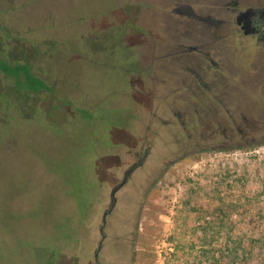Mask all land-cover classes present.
I'll return each instance as SVG.
<instances>
[{"label": "rangeland", "instance_id": "obj_1", "mask_svg": "<svg viewBox=\"0 0 264 264\" xmlns=\"http://www.w3.org/2000/svg\"><path fill=\"white\" fill-rule=\"evenodd\" d=\"M192 1L0 0L1 53L49 87L0 71V264H264V143L201 150L148 74Z\"/></svg>", "mask_w": 264, "mask_h": 264}, {"label": "flooded vegetation", "instance_id": "obj_2", "mask_svg": "<svg viewBox=\"0 0 264 264\" xmlns=\"http://www.w3.org/2000/svg\"><path fill=\"white\" fill-rule=\"evenodd\" d=\"M183 8L190 13L165 21L175 30L168 43L147 47L150 81L190 96V136L201 150L262 145L264 0H193Z\"/></svg>", "mask_w": 264, "mask_h": 264}, {"label": "trees", "instance_id": "obj_3", "mask_svg": "<svg viewBox=\"0 0 264 264\" xmlns=\"http://www.w3.org/2000/svg\"><path fill=\"white\" fill-rule=\"evenodd\" d=\"M0 71L6 76L13 78L18 90L21 92L33 93L49 88L46 81L33 72L31 65L20 62L12 63L4 58L1 51ZM75 201L79 203L77 206H82L81 197L77 196ZM75 234L76 232L73 235Z\"/></svg>", "mask_w": 264, "mask_h": 264}, {"label": "water", "instance_id": "obj_4", "mask_svg": "<svg viewBox=\"0 0 264 264\" xmlns=\"http://www.w3.org/2000/svg\"><path fill=\"white\" fill-rule=\"evenodd\" d=\"M137 168V165H134L133 167H131L128 172L126 173V177L124 179V181L119 184L118 186H116L113 190H112V196H111V206H110V209H109V213H111L113 211V208H114V205H115V202H116V193L128 182V178L129 176L133 173V171ZM107 214L108 213H105L104 214V224H106V217H107ZM102 249V243L100 244L95 256L96 258H98L99 256V252L101 251Z\"/></svg>", "mask_w": 264, "mask_h": 264}]
</instances>
